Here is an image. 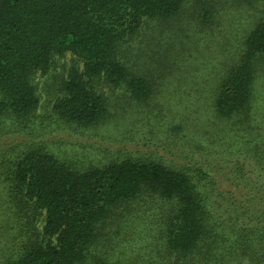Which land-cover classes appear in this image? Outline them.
Segmentation results:
<instances>
[{"label": "trees", "instance_id": "obj_1", "mask_svg": "<svg viewBox=\"0 0 264 264\" xmlns=\"http://www.w3.org/2000/svg\"><path fill=\"white\" fill-rule=\"evenodd\" d=\"M65 53L83 67L40 115ZM193 105L243 145L187 135ZM118 120L120 150L56 152ZM263 179L264 0H0V264H115L148 212L147 264H264Z\"/></svg>", "mask_w": 264, "mask_h": 264}, {"label": "rangeland", "instance_id": "obj_2", "mask_svg": "<svg viewBox=\"0 0 264 264\" xmlns=\"http://www.w3.org/2000/svg\"><path fill=\"white\" fill-rule=\"evenodd\" d=\"M83 64V61L77 56L71 53H65L61 56H56L54 60V66L50 73H36L33 78V83L37 88L42 103V108H40L39 111L40 115L44 113H51L53 103L62 94L61 90L69 74V71L74 67L80 69L83 67ZM260 90L263 92V88ZM178 113H181L185 118L188 119V121L184 123L185 133L189 136L195 137L196 140L200 132L205 134V132L211 130L212 128L216 130V127L212 125V114L209 112L207 113V111L204 113L202 110H197V107L194 105L191 106L188 111H184L179 108ZM259 115L261 117L262 113ZM123 122L124 121L119 120L111 121L104 127L98 129L96 132L100 135V137L104 138L103 140H100V137L92 138L90 134L87 136H78L76 134L70 133L62 134L61 137L64 139V141L60 146L57 147L56 152L58 154H66L65 156L70 160H78V154H84L83 161H91L103 156L102 153L104 151L100 150H105L106 148H110L111 150H120V143H115L113 138L118 133V129H120V131L123 129ZM93 134H95V132H93ZM231 136L232 139L227 137L226 134L222 132L218 140L213 144L209 140V136L206 134L204 136H200V138L203 139L202 143L205 146L210 147L212 153L214 154V151H219L221 147L222 150L229 149L230 145L233 147H240L245 142L239 133L234 132ZM9 138L11 140L15 139L18 141L16 138L11 136H9ZM210 159L215 160L216 158L212 155ZM249 176H251L252 179L256 181L260 174L258 171L251 173ZM150 215L151 212H148L143 217V221L141 222H134L133 220L130 222L132 224H130L129 227H132V231L134 230L140 234V238L142 237L141 242L139 237L137 240H134L125 236L119 238L117 236H113V240L110 242L111 246L109 247V253L113 261H115V264H147V262L152 259L151 252L147 247L153 241L147 231L149 228L148 224L151 221ZM127 226L128 223L123 226V234L129 231V229L126 230ZM113 246L115 249H113Z\"/></svg>", "mask_w": 264, "mask_h": 264}]
</instances>
